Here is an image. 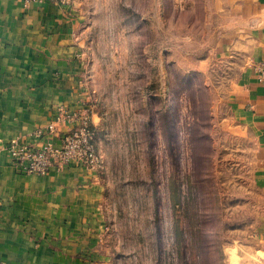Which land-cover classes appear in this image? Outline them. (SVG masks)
I'll use <instances>...</instances> for the list:
<instances>
[{
  "label": "rangeland",
  "instance_id": "374dc122",
  "mask_svg": "<svg viewBox=\"0 0 264 264\" xmlns=\"http://www.w3.org/2000/svg\"><path fill=\"white\" fill-rule=\"evenodd\" d=\"M78 2L111 264H262L255 142L210 1Z\"/></svg>",
  "mask_w": 264,
  "mask_h": 264
},
{
  "label": "crops",
  "instance_id": "0c3cea01",
  "mask_svg": "<svg viewBox=\"0 0 264 264\" xmlns=\"http://www.w3.org/2000/svg\"><path fill=\"white\" fill-rule=\"evenodd\" d=\"M209 1L220 17L217 46L237 72L229 91L232 113L253 136L255 182L264 200V0ZM85 25L78 0H0V264H111L102 245L98 174L77 164L26 174L5 148L16 137L32 142V131L55 121L63 108L88 110L97 127ZM74 124L57 126L65 131ZM254 233V253L264 264V213Z\"/></svg>",
  "mask_w": 264,
  "mask_h": 264
},
{
  "label": "built area",
  "instance_id": "2783aa9c",
  "mask_svg": "<svg viewBox=\"0 0 264 264\" xmlns=\"http://www.w3.org/2000/svg\"><path fill=\"white\" fill-rule=\"evenodd\" d=\"M30 1L24 0L25 4ZM90 119L88 110L77 113L63 108L55 121L32 131V142L16 137L9 140L5 148L14 165L26 174L46 175L52 169L60 170L69 164L97 172L102 166V159L95 144V131ZM65 120L75 124L65 131L59 130L57 123ZM54 137H58L59 143L53 141Z\"/></svg>",
  "mask_w": 264,
  "mask_h": 264
},
{
  "label": "bare ground",
  "instance_id": "6f19581e",
  "mask_svg": "<svg viewBox=\"0 0 264 264\" xmlns=\"http://www.w3.org/2000/svg\"><path fill=\"white\" fill-rule=\"evenodd\" d=\"M234 256L233 255H230V258H233Z\"/></svg>",
  "mask_w": 264,
  "mask_h": 264
}]
</instances>
